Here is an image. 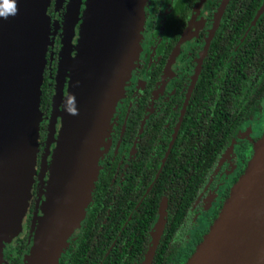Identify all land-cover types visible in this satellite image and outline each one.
I'll list each match as a JSON object with an SVG mask.
<instances>
[{
	"label": "flooded vegetation",
	"instance_id": "obj_1",
	"mask_svg": "<svg viewBox=\"0 0 264 264\" xmlns=\"http://www.w3.org/2000/svg\"><path fill=\"white\" fill-rule=\"evenodd\" d=\"M70 1L51 0L48 7L51 44L37 165L22 230L3 247L4 264L18 257L25 262L45 199L61 127L55 101ZM85 4L82 0L71 31L73 56ZM144 15L142 49L101 146L98 179L81 230L88 227L92 211L95 226L105 214L119 227L117 258L125 248L133 258L138 244L141 263L152 248L161 210L164 227L156 248L165 233L164 245L181 243L183 235L210 226L264 133V0H145ZM68 86L66 77L64 95ZM207 140L208 146L203 145ZM211 159L199 179L201 162ZM127 231L134 243L125 238Z\"/></svg>",
	"mask_w": 264,
	"mask_h": 264
},
{
	"label": "water",
	"instance_id": "obj_2",
	"mask_svg": "<svg viewBox=\"0 0 264 264\" xmlns=\"http://www.w3.org/2000/svg\"><path fill=\"white\" fill-rule=\"evenodd\" d=\"M49 3L0 0V262L3 242L23 221L34 182ZM80 4L81 0L69 4L71 30ZM144 5L145 0L87 1L75 56L68 55L62 65L70 70V80L67 95L61 86L56 95L61 127L34 240L23 264H58L68 240L81 233L98 179L101 146L140 54ZM163 214L161 210L152 248L141 264L152 262L164 227ZM186 264H264V134Z\"/></svg>",
	"mask_w": 264,
	"mask_h": 264
},
{
	"label": "trees",
	"instance_id": "obj_3",
	"mask_svg": "<svg viewBox=\"0 0 264 264\" xmlns=\"http://www.w3.org/2000/svg\"><path fill=\"white\" fill-rule=\"evenodd\" d=\"M44 102V86L42 84L40 101L42 112L44 110ZM203 145L208 146V140ZM206 155L208 156V153ZM189 158L193 159V157ZM212 162V159L206 160L203 163L201 162L203 166L201 167V171L199 173V179H202L203 175L207 171V168L212 164ZM186 188H191V186H186ZM230 193L228 197L230 196ZM227 198L225 199V201L227 200ZM189 203L190 201L188 202V204ZM218 215V212H216L213 222L218 217ZM106 217L107 216L104 214L101 220L98 221L99 223L95 226L94 221L96 220V214L94 213V211H92L88 219L90 221H88V227L81 231V233L79 234L80 237L75 246L70 248L67 252L65 251L64 254H61L58 264H141V261L144 259V255L143 249L141 247L139 249L138 244H136V247L133 248V258L130 256V250H128L127 248L121 251V257L117 258V252L115 250L116 246L114 245V243L115 237L118 234L119 227H116L111 218ZM154 218L155 216H151L150 219L146 221L148 227L151 226ZM106 219L107 223L103 224ZM213 222L210 223L209 227H202V230L194 231L190 236L186 234L183 235L181 243L173 242L172 244H170L168 240L166 245H164L165 239L169 236L167 233H165L162 236L161 243L156 248L155 255L152 259L151 264H186L193 253L196 251L197 246L203 240L204 235L209 231ZM94 226L95 228L93 229ZM142 236L145 237V234H142ZM125 238L130 239L131 243L135 242V236L130 234L129 231L125 233ZM22 252L23 249L21 250V254ZM11 261V264H21L20 257L12 259Z\"/></svg>",
	"mask_w": 264,
	"mask_h": 264
},
{
	"label": "rangeland",
	"instance_id": "obj_4",
	"mask_svg": "<svg viewBox=\"0 0 264 264\" xmlns=\"http://www.w3.org/2000/svg\"><path fill=\"white\" fill-rule=\"evenodd\" d=\"M87 1L88 0H86V4H85V10H86V8H87ZM50 2H51V0H50ZM70 3H71V1H70ZM49 5H50V3H49ZM49 5H48V7H49ZM81 5H82V0H81V4H80V10H79V15H78V20L76 21V23H78V21H79V19H80V14H81ZM48 7H47V16H48V18H49V42H48V46L51 44V37H50V35H51V20H50V17H49V15H48ZM84 10V11H85ZM83 18V17H82ZM82 21H83V19H82ZM75 23V24H76ZM74 27V26H73ZM71 24L69 23V25H67V35H66V40H65V49H64V52H63V56H62V60H61V63H60V72L62 73V75H60L61 76V80L59 81V84H58V88L61 86V87H63V90H64V80H65V78L66 77H69L68 76V73H70V70H64L63 68H62V65L64 66V64L68 61V59H69V57H68V55L70 56L71 55V57H73L74 58V56L71 54V51H70V45H71V40H72V35H71ZM68 35H70V39H69V36ZM76 49V48H75ZM141 49H142V46H141ZM140 55V54H139ZM47 58V57H46ZM131 76V75H130ZM130 76H129V78H130ZM128 78V79H129ZM127 79V80H128ZM70 80V79H69ZM67 95V94H66ZM65 95V96H66ZM60 117V116H59ZM43 119V118H42ZM41 122H42V120H41ZM110 127H111V122H110ZM99 159H100V157H99ZM98 173H99V170H98ZM32 191V190H31ZM91 195H92V192H91ZM30 198H31V195H30ZM30 200V199H29ZM91 202V201H90ZM29 203V202H28ZM28 206V205H27ZM27 209V208H26ZM25 212H26V210H25ZM87 212V211H86ZM25 215V214H24ZM24 215H23V218H22V220L24 219ZM22 225H23V222H20V224L18 225V230H17V232L13 235V236H11L10 237V239L8 240V241H4L3 242V245H2V252H1V255H2V259H1V262H0V264H4V261H3V257H4V246L5 245H7L8 243H10V242H12L13 241V239L14 238H16L17 236H19L20 235V233H21V230H22ZM189 226L188 227H185V231H187V230H189ZM68 244L70 245V242H71V239L70 240H68ZM68 245V246H69ZM67 246V247H68ZM66 247V248H67ZM65 248V249H66ZM65 251V250H64Z\"/></svg>",
	"mask_w": 264,
	"mask_h": 264
},
{
	"label": "clouds",
	"instance_id": "obj_5",
	"mask_svg": "<svg viewBox=\"0 0 264 264\" xmlns=\"http://www.w3.org/2000/svg\"><path fill=\"white\" fill-rule=\"evenodd\" d=\"M14 7V6H13ZM6 18V17H5Z\"/></svg>",
	"mask_w": 264,
	"mask_h": 264
}]
</instances>
